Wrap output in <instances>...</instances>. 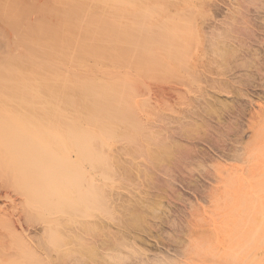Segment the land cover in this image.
Instances as JSON below:
<instances>
[{
    "label": "rangeland",
    "instance_id": "374dc122",
    "mask_svg": "<svg viewBox=\"0 0 264 264\" xmlns=\"http://www.w3.org/2000/svg\"><path fill=\"white\" fill-rule=\"evenodd\" d=\"M123 5L108 48L0 95V264H239L232 179L264 260V0Z\"/></svg>",
    "mask_w": 264,
    "mask_h": 264
},
{
    "label": "bare ground",
    "instance_id": "6f19581e",
    "mask_svg": "<svg viewBox=\"0 0 264 264\" xmlns=\"http://www.w3.org/2000/svg\"><path fill=\"white\" fill-rule=\"evenodd\" d=\"M125 1L126 0H0V27H5L8 30V34L6 32L5 35L7 37H3V47L0 49V66H14L12 69L0 70V81L2 82L5 80L2 79V77H19L20 79L18 82L19 86L14 91L1 88V97H12L10 95L14 97L25 96L27 93L37 90L36 83L39 81H47L55 75L62 74V71L58 70V65L81 64L82 61H86L89 57H92L91 55H93L94 47L98 46L100 49L108 48L110 42L108 35H110L114 29L113 18L123 16V14L127 12V8L123 5ZM113 2H115L114 6L112 5ZM117 24L119 27L124 26L122 22H118ZM82 47L90 51L91 55L80 56V49ZM67 79L68 78H64V82ZM81 79L85 80L87 78L83 76ZM53 89V87H47L44 93H52ZM62 92L63 94H72L71 91L68 90ZM259 152H261V149ZM232 180L228 183H235L236 186L235 184H230V186L226 185L228 189L225 187V189H227L225 191L226 198H224L226 202L225 205L223 204V207H227L229 210L227 208L223 209L226 210V212L223 211V213L225 212L226 214L227 211H231L235 218H233V221L232 219L230 220L233 223L235 222V225L233 224L232 228L229 227V229H233V232L230 231L232 235L229 234L230 232L227 234V229L225 228V235L223 237H225L226 234L227 236L229 235V237L224 238L222 246L225 243L226 248L221 249L222 252L215 253V255L219 254L223 257H231L230 259L233 258L235 261L232 260L239 264L245 262L263 264V258L261 259L263 261H261L259 257L256 256L260 260L257 261V258L254 259L255 255L246 254L251 244L245 238L247 243L244 245L245 241L239 239L241 235L238 237L239 229H243V227L238 224L239 216L237 215L239 209L238 204L241 201H238V182ZM235 180L237 179L235 178ZM247 201H243L246 203L244 204L246 207L250 205L251 202L248 203ZM259 201L260 199L255 202L257 203ZM255 202L252 207L257 206V204L254 205ZM261 202L262 201H260V205ZM262 203L264 205V202ZM258 206L257 209L259 208ZM242 207L244 209L245 206ZM249 207H251V205ZM253 210H255V207ZM245 211L248 212L249 210ZM245 214L247 215V213ZM244 215H241L244 217L241 219L243 221L242 223H244L243 219H246ZM260 215L264 218V214L260 213ZM227 221H223L222 224L225 223L226 225ZM249 223L251 224V221L248 222L247 218V226ZM227 224L229 225V223ZM223 226L221 225V227ZM240 233L242 234V232ZM243 236L242 239L244 238ZM238 239L241 240V242ZM258 240L257 238L256 241ZM256 241L252 240L254 245L258 246L259 244L257 245ZM225 245L223 247H225ZM240 246H248L249 249L247 248V252L245 251V253H243L244 251L240 249ZM252 247L253 246H251V248ZM239 249L242 253H239Z\"/></svg>",
    "mask_w": 264,
    "mask_h": 264
}]
</instances>
